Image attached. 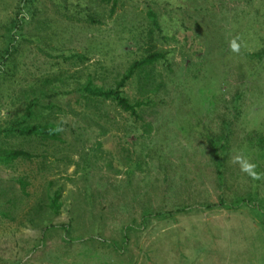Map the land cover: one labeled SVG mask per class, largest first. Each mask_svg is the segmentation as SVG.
Instances as JSON below:
<instances>
[{
    "label": "rangeland",
    "instance_id": "obj_1",
    "mask_svg": "<svg viewBox=\"0 0 264 264\" xmlns=\"http://www.w3.org/2000/svg\"><path fill=\"white\" fill-rule=\"evenodd\" d=\"M38 2L17 73L1 94L0 123L23 106L19 89L43 78L77 84L90 75L107 87L149 44L166 49L167 61L150 71L160 87L147 110L149 131L109 100L82 106L66 95L72 111L61 102L64 141L47 149L51 169L33 180L32 195L20 202L14 220L0 216V264H264V179H252L232 162L242 152L264 172L257 144L264 138V0H117L112 15L110 5L95 0ZM10 9L1 5L0 17ZM149 9L160 25L151 40ZM90 13L100 22H87ZM37 35L47 36L48 48ZM237 37L238 54L230 48ZM71 53L87 59L73 64L65 60ZM136 88V78L125 87L132 100ZM222 119L231 122L232 134L226 187L220 188L206 134L218 131ZM9 172L0 165V188L10 185ZM50 180L52 188L61 186L63 199L51 222L72 217L71 234L80 239L64 242L62 231H48L40 246L44 225L31 226L27 216ZM248 193L260 213L197 205L220 194L229 199ZM178 207L190 209L140 223L143 208ZM125 225L132 228L122 247ZM111 240L121 244L119 250Z\"/></svg>",
    "mask_w": 264,
    "mask_h": 264
},
{
    "label": "trees",
    "instance_id": "obj_2",
    "mask_svg": "<svg viewBox=\"0 0 264 264\" xmlns=\"http://www.w3.org/2000/svg\"><path fill=\"white\" fill-rule=\"evenodd\" d=\"M39 0H14L11 4L3 6L6 0H0L4 10L11 7L10 12L4 18L0 17V100L3 88L12 81L17 73V58L20 54L22 41L25 38L26 25H30L37 18L39 13ZM98 3L110 5L109 15H112L117 0H95ZM69 19H74L75 15L64 14ZM151 22L149 39L154 29L160 30L157 15L151 9L147 11ZM38 19V18H37ZM80 20V18L77 17ZM87 22H100L91 13L86 16ZM38 42L46 45L47 36L43 39L36 36ZM151 40V39H150ZM48 48V46L46 45ZM46 55H51L46 50L40 48ZM145 53L134 59L126 69L118 75L114 82L107 86H99L93 78L88 75L84 82L79 83H55L58 78H43L35 86H28L26 89H19V95L23 99V106L14 111L10 117L0 123V165L8 168L9 186L0 188V216L2 219L14 220L15 213L24 199L32 195L31 187L33 180L39 174L51 169L52 164L47 162V149L56 142H63L62 134L66 123L59 118V114L65 113V108L61 102L66 95H72V99L77 104L88 106L91 102L111 101L124 112L128 117L140 123L143 130L149 131L151 122L146 120L147 110L156 104L153 94L160 87L151 81V70L158 63L167 61V50L156 48V45L149 44ZM56 56L60 54H55ZM52 55V56H55ZM72 58L73 64L82 63L87 57L81 53H71L66 59ZM136 78L137 93L135 99H130L125 92L127 84ZM72 86V87H71ZM71 87V88H70ZM12 90V94L13 95ZM9 94V95H10ZM239 97V94H236ZM71 98V97H70ZM68 98L66 105L69 107ZM70 109V107H69ZM72 111L71 109L69 110ZM231 122L222 119L218 131L206 134V140L210 148L212 169L215 174L216 183L220 188L226 187L225 173L227 171V160L229 155V141L232 134ZM257 144L259 152L264 155V138L258 137ZM43 146V150L40 147ZM67 160H70L69 158ZM87 161L85 162V164ZM88 165V163H87ZM88 166H85V169ZM53 182L50 180L44 189L43 195L39 196L38 201L32 206V214L27 218L31 226L43 224L41 227L40 246H44L47 241L48 231H62L61 240L64 242L74 241L80 237L72 236V217L70 222H51L54 217L61 214L63 209L62 188L57 186L52 188ZM222 190V189H221ZM252 193L247 195H235L229 199L219 195L214 202L197 204L205 209L225 208L227 210H237L239 207L249 208L257 213L261 212L260 204L251 202ZM192 206H190L191 208ZM185 207H178L174 210H153L143 208L141 212V225L145 226L151 218L173 217L176 212L187 211ZM31 213V212H30ZM264 214V211L262 212ZM264 229V219H262ZM132 226L125 225L122 230V247L128 239V230ZM115 250L120 249V245L115 240H111Z\"/></svg>",
    "mask_w": 264,
    "mask_h": 264
},
{
    "label": "clouds",
    "instance_id": "obj_3",
    "mask_svg": "<svg viewBox=\"0 0 264 264\" xmlns=\"http://www.w3.org/2000/svg\"><path fill=\"white\" fill-rule=\"evenodd\" d=\"M239 38H235L230 42V48L234 53H239L241 44L238 42ZM232 162L240 165L241 171L249 175L254 180L264 179V172H257L256 165L250 162L246 156L241 152L232 157Z\"/></svg>",
    "mask_w": 264,
    "mask_h": 264
}]
</instances>
